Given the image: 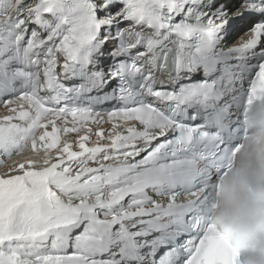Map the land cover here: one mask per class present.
Listing matches in <instances>:
<instances>
[{
	"label": "snow or ice",
	"instance_id": "obj_1",
	"mask_svg": "<svg viewBox=\"0 0 264 264\" xmlns=\"http://www.w3.org/2000/svg\"><path fill=\"white\" fill-rule=\"evenodd\" d=\"M262 90L264 0H0V264H236L211 170Z\"/></svg>",
	"mask_w": 264,
	"mask_h": 264
},
{
	"label": "bare ground",
	"instance_id": "obj_2",
	"mask_svg": "<svg viewBox=\"0 0 264 264\" xmlns=\"http://www.w3.org/2000/svg\"><path fill=\"white\" fill-rule=\"evenodd\" d=\"M2 108V107H0ZM27 154V153H25ZM28 155V154H27ZM21 158H17V160H19ZM7 163H11V161H7ZM242 162L240 161V157L237 158V167H236V171H235V174H234V177L230 180V183H231V191H230V194H231V199L229 200L228 199V195L226 196H221V200H220V203H221V210H223L224 208H226L227 206H230L234 203V199H235V195H236V190L239 186L243 185L246 181L243 177V172L244 171H248V167H243L242 166ZM4 171H7V168L6 167H0V172H4ZM236 179H238V181H236Z\"/></svg>",
	"mask_w": 264,
	"mask_h": 264
}]
</instances>
